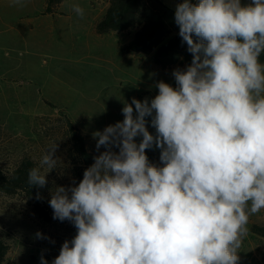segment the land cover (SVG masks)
<instances>
[{
	"label": "clouds",
	"instance_id": "clouds-1",
	"mask_svg": "<svg viewBox=\"0 0 264 264\" xmlns=\"http://www.w3.org/2000/svg\"><path fill=\"white\" fill-rule=\"evenodd\" d=\"M175 23L191 64L173 72L175 88L161 81L150 103L125 104L122 122L94 133L107 150L78 186L55 189L53 219L78 231L52 264H237L249 218L264 209V0H183ZM153 144L163 167L148 162ZM57 147L29 170L30 185H46Z\"/></svg>",
	"mask_w": 264,
	"mask_h": 264
},
{
	"label": "rangeland",
	"instance_id": "rangeland-1",
	"mask_svg": "<svg viewBox=\"0 0 264 264\" xmlns=\"http://www.w3.org/2000/svg\"><path fill=\"white\" fill-rule=\"evenodd\" d=\"M163 1L175 9L183 2ZM74 5L83 9V16ZM107 7L106 0H65L56 13L45 14L44 0H0V168L8 170L25 155L40 167L46 150L56 143L58 163L46 177L54 191L76 186L66 116L97 145L94 133L122 122V109L133 98L150 103L159 94V82L177 86L173 72L183 70L179 66L162 69L152 54L120 52L134 30L95 33ZM151 120L146 117V127L155 136ZM141 140L135 138L137 144ZM149 149L161 154L155 144ZM106 150L101 146L98 156ZM48 214V219L37 216L24 193L0 191V234L10 244L4 264H41V257L52 264L78 230L69 220L53 219V209ZM256 224H264V209L249 218L237 264H264V239L251 232Z\"/></svg>",
	"mask_w": 264,
	"mask_h": 264
},
{
	"label": "trees",
	"instance_id": "trees-1",
	"mask_svg": "<svg viewBox=\"0 0 264 264\" xmlns=\"http://www.w3.org/2000/svg\"><path fill=\"white\" fill-rule=\"evenodd\" d=\"M45 14H54L65 0H44ZM108 7L103 17L95 23V33L105 35L114 32L134 30L132 38L119 50L122 54H152L153 62L162 69L179 66L185 70L192 61L187 44L179 36V27L175 23V8L163 0H106ZM180 1V0H176ZM196 4L198 0H190ZM251 0H241L242 6ZM264 64V52L258 58ZM64 131L71 144L69 156L74 162L72 177L76 186L83 179L84 171L90 167L98 156L96 140L86 135L74 122L65 117ZM119 149L117 148V152ZM148 162L157 167H163L161 154L146 149ZM38 167L36 160L30 156L21 157L8 170L0 168V191L7 195L24 193L29 199L33 211L42 219H48L51 211L49 201L54 188L53 181L46 177L43 187L28 183L29 170ZM39 195V199L37 196ZM251 232L264 239V224L251 227ZM10 250V244L0 234V264H4ZM264 262V250L262 253Z\"/></svg>",
	"mask_w": 264,
	"mask_h": 264
},
{
	"label": "crops",
	"instance_id": "crops-1",
	"mask_svg": "<svg viewBox=\"0 0 264 264\" xmlns=\"http://www.w3.org/2000/svg\"><path fill=\"white\" fill-rule=\"evenodd\" d=\"M169 6H171V5H169Z\"/></svg>",
	"mask_w": 264,
	"mask_h": 264
}]
</instances>
